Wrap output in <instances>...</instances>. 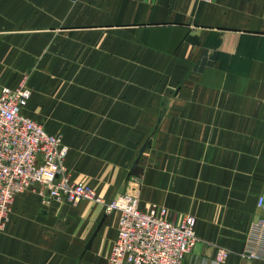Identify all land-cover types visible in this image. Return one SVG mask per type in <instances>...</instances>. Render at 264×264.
<instances>
[{"label":"crops","instance_id":"obj_1","mask_svg":"<svg viewBox=\"0 0 264 264\" xmlns=\"http://www.w3.org/2000/svg\"><path fill=\"white\" fill-rule=\"evenodd\" d=\"M15 61L1 84L55 79L24 113L62 135L75 183L194 216L183 264H264L240 257L264 199V0H0V63ZM118 221L25 192L0 264H106Z\"/></svg>","mask_w":264,"mask_h":264},{"label":"built area","instance_id":"obj_2","mask_svg":"<svg viewBox=\"0 0 264 264\" xmlns=\"http://www.w3.org/2000/svg\"><path fill=\"white\" fill-rule=\"evenodd\" d=\"M210 3L213 0H196ZM32 91L20 85L11 88L0 83V232L9 222L15 198L25 192L39 194L45 202L78 205L92 202L104 207L106 214L118 213L117 239L106 264H183L197 243V220L186 215L172 220L168 209L140 207L135 196L124 194L112 201L99 196L91 186L75 183L66 167L69 155L61 135L26 116L24 111ZM253 225L248 249L243 259L264 258V199ZM229 257L218 250L216 261Z\"/></svg>","mask_w":264,"mask_h":264},{"label":"rangeland","instance_id":"obj_3","mask_svg":"<svg viewBox=\"0 0 264 264\" xmlns=\"http://www.w3.org/2000/svg\"><path fill=\"white\" fill-rule=\"evenodd\" d=\"M15 65L18 67L19 65H22L21 64V62H19V61H15V62H12V63H8V62H1L0 63V71L2 72V73H4V72H6V71H10L11 70V68H15ZM1 73V74H2ZM1 80V79H0ZM11 81H18V87L20 86V85H24V86H26V87H28L31 91H33L34 89L32 88V85H33V82L35 83V84H38L39 82L41 83V84H43V83H46V86H48V83H52V81L54 82L55 81V79H48V78H45V79H40V78H37V79H33V78H31V77H29L28 75H24L22 78H13V79H10ZM41 80H45L46 82H41ZM52 85H54V83H52ZM62 136V135H61ZM63 138V137H62ZM126 194H128V193H126ZM121 195H124V194H120L119 196H121ZM130 195H132V196H135L136 198H138L139 199V201H140V198H139V196H137V195H133V194H130ZM118 197V196H117ZM260 213H261V211H260ZM7 228V227H6ZM5 231V230H4Z\"/></svg>","mask_w":264,"mask_h":264},{"label":"water","instance_id":"obj_4","mask_svg":"<svg viewBox=\"0 0 264 264\" xmlns=\"http://www.w3.org/2000/svg\"><path fill=\"white\" fill-rule=\"evenodd\" d=\"M260 215V214H259ZM258 219H259V217H258ZM258 219H257V221H258ZM92 241H93V239L90 241V243L89 244H91L92 243Z\"/></svg>","mask_w":264,"mask_h":264}]
</instances>
